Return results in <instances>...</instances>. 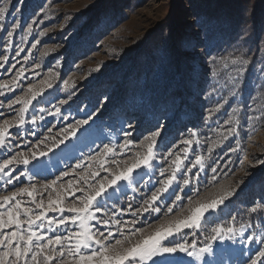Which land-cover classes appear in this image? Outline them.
Wrapping results in <instances>:
<instances>
[{
  "label": "rangeland",
  "instance_id": "1",
  "mask_svg": "<svg viewBox=\"0 0 264 264\" xmlns=\"http://www.w3.org/2000/svg\"><path fill=\"white\" fill-rule=\"evenodd\" d=\"M124 1L10 0L9 14L0 23L8 30H11L13 23H19L20 27L14 31L12 50L7 53L3 47L7 33L0 31V56L7 54L10 57L4 68H0V81L11 80L16 70L21 67L26 71L19 87L14 92H6L5 96H0V101L6 105L16 96H22L29 84L39 87L40 82L50 74H55V79L53 87L47 89L44 95L33 101L30 106L26 114L27 123L23 128V136L19 137L15 129L11 130L12 147L0 149V162L18 151L28 154L31 147L46 135L49 137L45 141L46 144L52 143V137H56L58 141L63 136L61 130L67 125L88 119L89 116L91 119L88 124L77 129L75 136H70L59 147L47 151L41 146L40 150L46 151V155L37 156L28 165L15 166L18 169L16 175H25L19 180H14L11 185L0 181V196L8 195L25 185H41L54 180L77 163L86 166L89 163L88 157L100 152L105 144L116 150V155L107 159L115 160L116 164L110 166L113 171H119L125 166V162L131 163L135 153L146 151V148L141 146L142 141L145 145L147 143L144 137L158 131L160 135L157 137L155 158L151 167L138 170L131 182H121L114 190L110 189L102 200V206L108 209V215H111L113 210L119 213V209L126 208L128 203L138 208L144 204V200L152 191L160 187L158 181L165 178L161 175V169L168 168L175 158L174 154L184 147L181 141L191 138L194 143L185 164L194 161L196 155L204 158L203 169L198 166L192 170L193 173L199 171L198 182L194 180L191 190L185 188L182 193L179 188L173 186L159 201L162 211L137 217L136 227L147 235L160 225L175 220L178 215H187L188 208L196 206L198 202L215 198L221 189H235V194L225 201L218 211L204 219L201 228L185 229L183 238L189 243L195 239L198 246H203L205 242L212 244L213 255H206L205 261L223 260V264H246L247 257L261 247L258 242L248 245L239 236L235 240L224 241H211L209 237L212 235V228L218 225L225 228L233 226L236 229L244 225L245 235H264V216L262 219L251 221L246 218V212H240L239 207L232 206L233 198L250 180L258 176L264 177L261 175L264 173V164L258 162L264 161V122L257 130L247 133L245 145L241 149L242 155L238 160L218 159L212 155V148L203 141L204 132L190 128L188 131L177 133L169 129V122L177 112L181 113L185 121L195 112V108L183 111V105L180 104L176 110L164 115L150 116L151 120L154 119V125L143 127L142 119L134 112L136 107L131 102H127V105L115 102L125 78L131 75V66L126 67V63L131 64L126 61L128 52L145 39L155 38L151 45L152 55L158 58L161 65L171 64L175 48L180 47L184 59L193 58L188 64L189 70L193 71L192 92L197 84L200 88L208 89L217 99L225 93L229 94L228 88L224 87L226 76L234 67L231 60L239 56L233 48L245 46L239 43L241 39L224 41L222 28H226L228 22L224 16L218 20L213 17L215 0L209 7L211 14L205 6L208 0ZM5 2L7 0H0V7ZM208 30L213 38L205 37L204 34ZM246 32L244 29L243 34ZM151 40L149 42H152ZM33 44L36 47L33 48ZM261 54L263 57L264 47ZM25 56L28 57L27 61ZM225 63H228L227 69L224 68ZM13 65L15 69L12 68ZM36 65L40 67L37 68ZM97 68L98 70L92 71ZM138 80L143 81L142 76H139ZM64 81H68L67 87ZM60 101L67 103L60 104ZM55 106L61 108V114L49 115V112L55 111ZM0 113L4 114L0 117V123L3 118L12 119L15 116V111H9L6 107H0ZM33 116H43L44 119L32 124ZM65 116L68 119H64ZM49 128L52 129L51 134L48 133ZM125 132L130 133L128 138L133 140L134 146L121 152L120 146L124 143ZM193 132L194 137L191 136ZM169 149L173 155H168ZM213 168L216 169L215 173ZM182 177L183 174L180 178ZM68 179L70 177L64 178V181ZM195 189H198L199 195L193 194ZM173 192L180 193L185 199L179 208L166 215V205L174 199ZM188 197L192 199L191 204ZM23 199L27 201L29 198L25 195ZM44 199L47 200V193H44ZM65 203L70 205L72 198H68ZM117 219L131 220L132 216L130 213L123 216L117 214ZM139 238L137 234L132 239L135 241ZM172 239L178 241L180 237ZM172 259L177 264H205L183 253H177Z\"/></svg>",
  "mask_w": 264,
  "mask_h": 264
},
{
  "label": "snow or ice",
  "instance_id": "2",
  "mask_svg": "<svg viewBox=\"0 0 264 264\" xmlns=\"http://www.w3.org/2000/svg\"><path fill=\"white\" fill-rule=\"evenodd\" d=\"M9 11L10 0H7L0 7V22L5 20ZM19 27V23H13L11 30H8L3 23H0V31L7 33L6 42L3 45L5 53L12 50V37L14 31ZM29 31H31L30 28ZM32 47L34 48L36 45L33 44ZM19 51H23V49H19ZM19 51H17V55H19ZM9 59L7 54L0 56V68H4ZM24 59L27 61L28 57L25 56ZM249 63L248 59L240 56L231 60L234 67L231 72L227 73L224 85L225 88H228L230 96H236L239 77L247 71L245 66ZM36 67L38 68L40 65H36ZM12 68L15 69V65ZM224 68H228V63L224 64ZM96 70L98 68L92 71ZM25 71L26 69L21 67L16 70V74L11 80L0 81V96H5L6 92H14L19 87V82L24 77ZM54 79L55 74H50L40 82L39 87L29 84L22 96H16L6 105L0 101V107L15 111V116L12 119L3 118L0 123V149L6 150L12 147L11 130L15 129L19 137L23 136V128L27 123L26 114L29 112L30 106L33 101L43 96L47 89L53 87ZM64 85L67 87L68 81H64ZM250 99L255 101L256 96L254 95ZM228 102V98L225 97L223 103L217 104L212 111L219 112ZM65 103L67 101H60V104ZM16 105L20 107L15 108ZM254 110L252 106H249V111ZM238 112L239 109H233L232 114L225 121L226 124L234 125L226 129L228 134H234L237 130L235 126L240 123L237 118ZM48 114L59 116L61 108L55 106V111ZM3 115L0 113V117ZM211 115L212 112L209 113V118ZM63 118L68 119L67 116ZM43 119V116H33L31 123L35 124L37 120ZM89 119L91 116L88 119L77 120L75 124L67 125L61 130L63 136L58 141L56 137H52V143L46 144L45 141L49 138L46 135L31 147L28 154L18 151L8 155L0 162V181L11 185L14 180H19L25 173L16 175L18 169L15 166L28 165L37 156L46 155V151L40 150L41 146L47 151L59 147L70 136H75L78 128L88 124ZM51 132L52 129L49 128L48 133L51 134ZM32 134L35 135V132ZM159 135L160 133L156 131L145 136L144 141L147 143L145 145L142 141L141 146L145 147L146 151L135 153V158L131 160V163L125 162V166L119 171H113L110 166L116 164V161L107 159L109 156H115L116 150L105 144L100 152L88 157L89 163L86 166L77 163L54 180L41 185L35 183L25 185L8 195L0 196V264H177L172 259L177 253L194 257L195 260L203 261L205 264H223V260L205 261L206 255H213L214 250L211 243L205 242L203 246H198L195 239L189 243L183 238V233L185 229L201 228L204 219L218 211L225 201L235 194V189H221L215 198L198 202L196 206L188 208L187 215H178L175 220L160 225L147 235L143 233L142 229L136 227L137 217L146 213L162 211L159 201L170 192L173 186L179 188L182 193L185 188L191 190L194 180L198 182L199 171L193 173L192 170L198 166L203 169L204 158L201 155H196L194 161L185 164L194 143L191 138L181 141L184 147L174 154L175 158L168 168L161 169V175L165 178L158 181L160 187L152 191L151 195L144 200V204L134 208L131 203H128L126 208L119 209V213L113 210L111 215H108V209L102 206V200L108 195L110 189L114 190L123 181L131 182L138 170L151 167ZM129 136L130 133H124L125 139L120 146L121 152L134 146V142L128 138ZM191 136L194 137L195 133H191ZM21 142L23 143V140ZM168 155H173L171 149H169ZM258 162L264 164V161ZM212 171L215 173L216 169L213 168ZM102 173H106V175H102ZM181 174H183L182 179L180 178ZM66 177H70V179L64 181ZM44 193H47L46 201ZM193 194L199 195L198 189L193 190ZM25 195L29 198L27 201L23 199ZM172 195L174 199L166 205V215L179 208L185 199L180 193L173 192ZM68 198H72L70 205L65 203ZM187 199L191 204V197ZM261 208H264V204L257 203L251 208V211L256 212ZM100 213H104V215H100ZM125 213H130L132 219H117V214L123 216ZM211 231L212 235L209 237L211 241L235 240L239 236L248 245L258 242L261 247L247 257L246 264H264V235H245L244 225H241L239 229L233 226L225 228L218 225ZM137 234L140 238L133 241L132 238ZM176 236H179L180 240L172 239Z\"/></svg>",
  "mask_w": 264,
  "mask_h": 264
},
{
  "label": "trees",
  "instance_id": "3",
  "mask_svg": "<svg viewBox=\"0 0 264 264\" xmlns=\"http://www.w3.org/2000/svg\"><path fill=\"white\" fill-rule=\"evenodd\" d=\"M212 1L208 0L205 5L210 14L209 7ZM215 1L213 17L218 20L224 16L228 22V26L222 28L224 41L241 39L239 43L244 44L245 47L233 49L240 57L250 61L246 65L247 71L239 78L236 96L232 97L225 93L217 99L216 95L204 87L200 88L197 84L192 92L193 71L189 70L188 64L193 58L184 59L180 47H177L172 54L171 64L161 65L158 58L152 55L151 45L155 38L153 40L150 38L152 42L145 39L137 47L134 46L135 48L129 50L126 61H130L131 64L125 63L126 67L131 66V75L125 78L115 102L126 105L127 102H131L136 107L134 112L142 119L143 127L154 125V119L151 120L150 116L159 117L176 110L180 104L183 105V111L195 108V112L185 121L181 113L177 112L169 122V129L177 133L188 131L190 128L198 129L204 132L203 141L212 148L213 156L218 159L234 158L236 161L242 155L241 149L245 145L247 133L257 130L264 122V56L262 57L261 54V49L264 47V0ZM244 29L247 32L243 34ZM204 35L206 38H213L209 30ZM139 76H142L143 81L138 80ZM254 95L255 101L250 99ZM225 97L229 102L219 112L212 111L217 104L223 103ZM249 106L255 110L249 111ZM233 109H239L237 118L240 123L235 126L237 130L234 134H228L226 129L234 125L226 124L225 121L232 114ZM210 112L212 115L209 118ZM263 190L264 177L258 176L250 180L236 194L232 206L239 207L240 212H246V218L251 221L262 219L264 208L256 212H252L251 208L257 203L264 204Z\"/></svg>",
  "mask_w": 264,
  "mask_h": 264
}]
</instances>
